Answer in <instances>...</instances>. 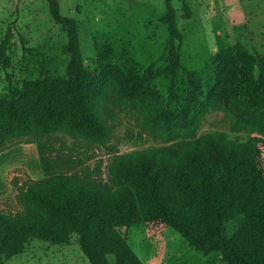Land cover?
I'll return each instance as SVG.
<instances>
[{
    "label": "trees",
    "instance_id": "trees-1",
    "mask_svg": "<svg viewBox=\"0 0 264 264\" xmlns=\"http://www.w3.org/2000/svg\"><path fill=\"white\" fill-rule=\"evenodd\" d=\"M46 2L65 32L68 62L63 77L43 72L0 98V151L35 142L43 174L11 181L22 209L0 210V264L34 238L73 241L90 264H144L121 233L140 223L149 233L172 227L194 249L219 251L225 264H264V53L236 44L197 70L185 68L175 8L165 0L167 40L158 60L140 66L124 44L117 41L115 50L109 40L95 44L99 71L91 72L81 59L75 19L60 12L57 0ZM7 40L0 43L3 68L10 63ZM108 103L134 108L142 128L173 141L114 155L108 165L113 190L98 185L81 159L49 156L38 139L61 132L106 145L115 116ZM210 110L223 112L231 130L254 135L241 141L213 131L176 141L193 134ZM237 216L241 223L227 235L225 221Z\"/></svg>",
    "mask_w": 264,
    "mask_h": 264
},
{
    "label": "rangeland",
    "instance_id": "rangeland-1",
    "mask_svg": "<svg viewBox=\"0 0 264 264\" xmlns=\"http://www.w3.org/2000/svg\"><path fill=\"white\" fill-rule=\"evenodd\" d=\"M57 1L60 12L76 21L81 59L87 71H99L100 53L96 43L101 45L111 40L116 50L121 42L133 60L143 67L158 60L164 52L167 28L161 22V17L166 11L165 0ZM185 1L188 15L182 8L181 0H171L181 32L179 52L185 68L197 70L220 49L236 44H242L254 55L264 53V0ZM6 36L10 63L7 68L0 64V98L8 93L10 87L20 88L26 80L42 78L43 72L55 78L65 75L68 62L64 52L65 32L53 21L46 0H0V43ZM162 64L159 61L157 66ZM159 85L162 86V83ZM108 89L111 90L110 87ZM108 105L115 116L110 119L112 129L106 145L61 132L38 136V139L48 148L49 156L59 154L74 161L81 159V165L94 172L92 179L98 185L113 190L115 186L108 173V165L114 155L145 151L173 141L167 142L142 128L139 113L134 108ZM213 131H222L228 137L241 141L254 135L246 129L231 130L223 112L210 110L193 134L180 135L176 141L185 142ZM13 142L9 141L8 145ZM4 151L0 156L1 191L5 189L2 184L4 179L11 184L13 177H16L21 184L42 178L35 142L12 144ZM8 158L13 161L23 158L24 162L9 165ZM5 163L9 167L3 165ZM12 188L10 194L0 198V210L6 213L22 209L16 198L17 189ZM242 219V216H237L226 220L224 232L231 234ZM121 233L144 264H225L219 251L204 254L188 245L184 237L169 226L160 232L149 233L146 224L140 223L122 229ZM4 264L90 262L73 241L56 245L34 238L25 245L22 253L5 258Z\"/></svg>",
    "mask_w": 264,
    "mask_h": 264
},
{
    "label": "crops",
    "instance_id": "crops-1",
    "mask_svg": "<svg viewBox=\"0 0 264 264\" xmlns=\"http://www.w3.org/2000/svg\"><path fill=\"white\" fill-rule=\"evenodd\" d=\"M9 149V148H8ZM5 150H7V149H5ZM4 151V150H3ZM6 151H4V152H2V151H0V156L2 155V154H4ZM16 160L17 161H13L12 159H10V158H8V163H9V165L11 164V163H16V162H24V160H23V158H16ZM8 163H5V164H3V165H7V167H9V165H8ZM24 167H25V169L27 170V172L29 173V171H28V168H27V166L24 164ZM9 169V168H8ZM7 169V170H8ZM5 172H6V170L3 172L4 174H5ZM3 174V175H4ZM5 178V177H4ZM3 182L4 183H2V184H4L3 186H4V190L3 191H1L0 190V198L2 197V196H5V195H8V194H10L12 191H13V188H12V185L6 180V179H4L3 180Z\"/></svg>",
    "mask_w": 264,
    "mask_h": 264
}]
</instances>
